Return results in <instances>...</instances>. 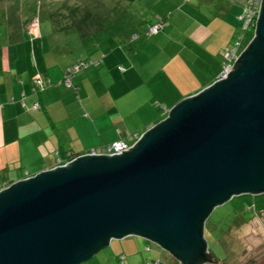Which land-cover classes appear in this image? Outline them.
I'll return each instance as SVG.
<instances>
[{
  "label": "water",
  "instance_id": "water-1",
  "mask_svg": "<svg viewBox=\"0 0 264 264\" xmlns=\"http://www.w3.org/2000/svg\"><path fill=\"white\" fill-rule=\"evenodd\" d=\"M264 191V0L226 77L183 97L116 154H83L0 189V264H78L112 237L214 261L204 219Z\"/></svg>",
  "mask_w": 264,
  "mask_h": 264
},
{
  "label": "crops",
  "instance_id": "crops-1",
  "mask_svg": "<svg viewBox=\"0 0 264 264\" xmlns=\"http://www.w3.org/2000/svg\"><path fill=\"white\" fill-rule=\"evenodd\" d=\"M19 1L0 0V24L6 23L0 27V180L13 181L25 171L32 175L48 168L58 154L142 132L183 97L214 82L242 9L227 0H209L205 9L196 3L202 0H157L164 1L165 10L139 27L144 32L148 23L167 15L160 30L146 38L134 34L124 44L94 40L89 57L100 58L76 71L67 85L63 70L77 55H68L40 30L41 0L38 7L35 2L22 7ZM70 3L63 15L74 18L79 5ZM82 15L65 25H82ZM105 40L113 45L106 48ZM37 74L49 82L35 91Z\"/></svg>",
  "mask_w": 264,
  "mask_h": 264
},
{
  "label": "rangeland",
  "instance_id": "rangeland-1",
  "mask_svg": "<svg viewBox=\"0 0 264 264\" xmlns=\"http://www.w3.org/2000/svg\"><path fill=\"white\" fill-rule=\"evenodd\" d=\"M41 1L42 10L36 14L39 18L40 30L46 37L51 36L54 41H57L58 45L67 50L68 55H77L78 59L66 68L82 60L94 63L95 57L100 58L98 55L89 57L94 40L107 39L111 42L113 39L114 42L119 41L120 44H124L127 43L126 41L134 40V34L145 38L151 36L143 32L139 26L144 24V20L165 10L164 1L157 2V0H142L143 2L140 0H118V2L116 0H71V3L70 0ZM227 1L233 7H242L246 0ZM34 2L38 7L39 0L19 1L22 7L23 4L29 5ZM69 3L71 6L79 5L74 9L77 10L74 18L71 14L63 15ZM196 3L204 9L210 4L209 0ZM50 4L53 9H47ZM49 11H53V14ZM85 11H87L86 16L83 14ZM81 15L85 16V19L81 20L85 26L80 27L71 23L68 26L65 25L66 22H76V18ZM238 22L235 24V32L227 46L233 42L238 33L242 32L240 18ZM58 25L65 26L53 31L54 26ZM5 26L4 22L0 24V27ZM243 38L244 41H248L246 35ZM108 41L103 45H106V48L113 45V42ZM225 48L223 47L224 52ZM154 49L156 53L157 48L154 47ZM97 53L101 54L102 50ZM230 199L213 206L204 219V238L207 242V250L213 254L214 261L208 260L201 264H264V211L255 213L253 209L236 210ZM145 243L150 245V250L145 248ZM121 254L124 255L123 261L118 259V255ZM159 257L167 264L175 262L173 256L157 242L137 234H127L112 237L110 243L78 264H147L148 262L152 264V259Z\"/></svg>",
  "mask_w": 264,
  "mask_h": 264
},
{
  "label": "built area",
  "instance_id": "built-area-1",
  "mask_svg": "<svg viewBox=\"0 0 264 264\" xmlns=\"http://www.w3.org/2000/svg\"><path fill=\"white\" fill-rule=\"evenodd\" d=\"M261 2H262V0H246L245 1L243 8H242V11L238 15V17L242 21L241 22L242 32H241V34L238 33V35L235 37L233 42L230 45L226 46V48H225V52L223 54V61H222V70H221L219 77H218L219 79L227 76L228 72L233 68V65H234L238 55L245 48V46L247 45V43L249 42V40L253 36V34H252V36L250 37V39H248V41L243 40L244 39L243 36L245 33H247V31L253 30V33H254L255 23H256L257 16L259 14ZM162 25H163L162 21L155 22L148 27V31L149 32H156V31H158V29H160L162 27ZM96 62L97 61L95 60L94 63H96ZM90 63H91L90 61H87V62L79 61L74 66L66 68L65 74H64V80H63L64 83L67 85H70L71 84V72L74 71L75 69H78L82 65H86V64H90ZM47 82H49V79L45 78L43 75H40V74L35 75L32 79L33 90L37 91L39 88H43ZM33 106L37 107L38 102H34ZM168 110H167V112H168ZM142 132H137V131L129 132V133L125 134V136L119 137V138H117V139H115L109 143L97 145V146H92L88 150L83 151V152L73 156L70 159H67L63 163H67L69 161H72L73 159H75L79 155H83V154H91V155L116 154L117 152H119L121 150L130 148L134 143H136L137 140L139 139L140 135L142 134ZM63 163H61V164H63ZM25 174L26 175L21 177V178H26V177L30 176L27 172H25ZM9 184L0 186V189L7 187ZM145 248L149 249V246L145 245ZM120 258H121V260H123L124 255L121 254ZM157 262H158V260L156 259L154 261V263L156 264Z\"/></svg>",
  "mask_w": 264,
  "mask_h": 264
},
{
  "label": "trees",
  "instance_id": "trees-1",
  "mask_svg": "<svg viewBox=\"0 0 264 264\" xmlns=\"http://www.w3.org/2000/svg\"><path fill=\"white\" fill-rule=\"evenodd\" d=\"M244 5V4H243ZM243 5H242V8H243ZM241 11H242V9H241ZM240 11V12H241ZM239 15V14H238ZM86 16V15H85ZM84 16V17H85ZM166 16L167 15H162V16H158V18L155 20V22H158V21H162V23H163V25L166 23ZM84 17H80V19H78V20H80L79 22H80V24H81V20H84L85 18ZM155 22H153V23H155ZM153 23H148L147 24V26L145 27V29H144V32L145 33H147V34H150V33H155V32H149L148 31V27L151 25V24H153ZM162 25V26H163ZM80 27H82L83 26V24L82 25H79ZM161 29V28H160ZM160 29H158V30H160ZM82 34V33H81ZM252 34H253V30H249V31H247V33H245L244 35H246L247 37H248V39H250V37L252 36ZM222 52H224V51H222ZM83 62H87L88 60H82ZM90 64H92V63H90ZM90 64H86V65H82V66H80L78 69H75L74 71H72L71 72V77L74 75V73L76 72V71H78V70H80V69H82V68H85V67H88ZM64 74H65V71L63 70V76H62V79H61V81L62 82H64L63 80H64ZM71 84H72V81H71ZM157 104H159L158 102H157ZM161 104V103H160ZM129 132H134V131H127L126 132V134L127 133H129ZM109 143V142H108ZM106 144V143H105ZM81 152H83V151H68L67 153H65V154H63V155H57L56 156V159H55V161H54V163H53V165H51V166H49L48 168H50V167H53V166H55V165H58V164H61V163H63L64 161H66L67 159H70V158H72L73 156H75V155H77V154H79V153H81ZM45 169H47V168H45ZM25 172H27V171H25ZM28 173V172H27ZM13 180H5V179H2V180H0V186H2V185H6V184H9V183H11ZM232 202H233V207H234V209H236V210H244V209H246L247 207H249V208H251V209H253L254 211H258V212H260L261 210H264V191H261V192H258V193H252V192H242V193H239V194H233L232 196H231V199H230ZM145 245H148L149 246V249H147V250H150L151 249V247H150V245L149 244H147V243H145ZM119 256V260H121V258H120V255H118ZM173 259H174V264H179L178 263V261L177 260H175V258L173 257ZM156 259H152V264H155L154 263V261H155ZM157 260H158V262L156 263V264H167L166 262H164V261H162L161 260V258L159 257V258H157ZM121 261H123V260H121ZM147 264H150L149 262L147 263ZM170 264H173V263H170Z\"/></svg>",
  "mask_w": 264,
  "mask_h": 264
}]
</instances>
